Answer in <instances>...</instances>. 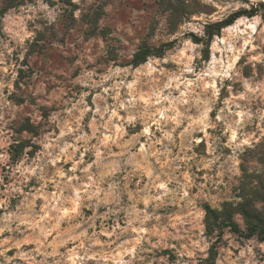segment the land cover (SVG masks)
<instances>
[{
  "label": "clouds",
  "instance_id": "clouds-1",
  "mask_svg": "<svg viewBox=\"0 0 264 264\" xmlns=\"http://www.w3.org/2000/svg\"><path fill=\"white\" fill-rule=\"evenodd\" d=\"M0 264H264V0H0Z\"/></svg>",
  "mask_w": 264,
  "mask_h": 264
}]
</instances>
